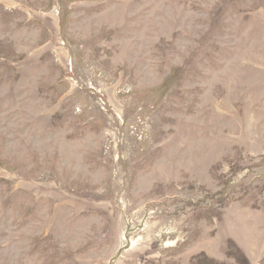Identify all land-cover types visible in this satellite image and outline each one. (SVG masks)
<instances>
[{
	"label": "rangeland",
	"instance_id": "rangeland-1",
	"mask_svg": "<svg viewBox=\"0 0 264 264\" xmlns=\"http://www.w3.org/2000/svg\"><path fill=\"white\" fill-rule=\"evenodd\" d=\"M0 264H264V0H0Z\"/></svg>",
	"mask_w": 264,
	"mask_h": 264
}]
</instances>
